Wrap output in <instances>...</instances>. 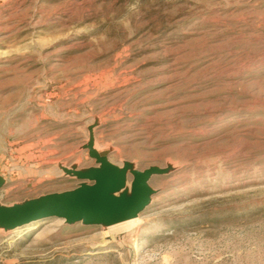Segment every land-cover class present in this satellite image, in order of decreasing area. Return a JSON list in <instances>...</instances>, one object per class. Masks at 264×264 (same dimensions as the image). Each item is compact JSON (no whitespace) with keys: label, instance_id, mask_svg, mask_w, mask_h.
Instances as JSON below:
<instances>
[{"label":"rangeland","instance_id":"374dc122","mask_svg":"<svg viewBox=\"0 0 264 264\" xmlns=\"http://www.w3.org/2000/svg\"><path fill=\"white\" fill-rule=\"evenodd\" d=\"M95 123L110 162L172 166L151 204L0 229V264H264V0H0V201L76 187Z\"/></svg>","mask_w":264,"mask_h":264},{"label":"water","instance_id":"95a60500","mask_svg":"<svg viewBox=\"0 0 264 264\" xmlns=\"http://www.w3.org/2000/svg\"><path fill=\"white\" fill-rule=\"evenodd\" d=\"M89 127V140L84 145L95 166L70 168L63 172L78 181L76 187L49 193L13 205L0 201V229L11 231L46 219L57 218L66 224L108 228L138 218L151 204L157 191L151 186L152 177L167 174L172 166H150L140 170L125 161L118 166L109 159V150L95 147L94 128ZM6 183L0 171V190Z\"/></svg>","mask_w":264,"mask_h":264},{"label":"bare ground","instance_id":"6f19581e","mask_svg":"<svg viewBox=\"0 0 264 264\" xmlns=\"http://www.w3.org/2000/svg\"><path fill=\"white\" fill-rule=\"evenodd\" d=\"M137 219V218H136ZM127 222V221H126ZM124 223V222H123ZM138 223V221H135V219H132V220H129L127 223H125V224H123V225H118V224H116L115 225V227H111V228H117L118 230H121V229H124L125 228V230L126 229H129V228H131V227H133V226H135L136 224ZM121 224V223H120ZM114 226V225H113ZM116 229V230H117ZM110 230V229H109ZM115 230V231H116ZM112 233V232H111Z\"/></svg>","mask_w":264,"mask_h":264}]
</instances>
